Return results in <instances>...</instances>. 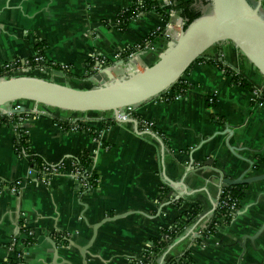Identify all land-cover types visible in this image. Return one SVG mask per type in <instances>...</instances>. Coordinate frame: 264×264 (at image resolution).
<instances>
[{"label":"crops","instance_id":"obj_1","mask_svg":"<svg viewBox=\"0 0 264 264\" xmlns=\"http://www.w3.org/2000/svg\"><path fill=\"white\" fill-rule=\"evenodd\" d=\"M132 7L133 0H0V66L26 67L41 44L46 63L71 68L72 77L56 75L53 81L89 89L97 85L90 80L93 69L107 66L120 77L124 71L114 57L128 54L163 25L158 12L148 11L121 30L119 17ZM141 55L150 66L159 54ZM206 56L217 58L221 67L206 61L194 65L185 76L191 88L182 97L156 98L132 110L137 122L154 123L152 133L164 147L139 124V133L131 123L106 126L110 114L65 112L32 102L23 105L37 113L23 122L0 114L5 185L0 264L11 259L14 239L24 264H134L189 209L202 207L199 230L209 224L225 177L264 175V101L234 84L227 72L242 71L263 89L264 79L231 43ZM55 119L84 122L87 130L66 129ZM21 129L32 154L63 168L50 185L28 176L33 166L16 149ZM85 154L86 170L77 163ZM86 173L97 177L91 187ZM17 181L23 184L13 192L9 186ZM108 218L114 219L103 222ZM220 222L217 234L200 242L189 237L194 232L189 229L166 257L180 262L188 253L189 264H264V179L247 185L240 208L229 223ZM100 223L93 238V226ZM26 227L34 238L23 247Z\"/></svg>","mask_w":264,"mask_h":264},{"label":"water","instance_id":"obj_2","mask_svg":"<svg viewBox=\"0 0 264 264\" xmlns=\"http://www.w3.org/2000/svg\"><path fill=\"white\" fill-rule=\"evenodd\" d=\"M210 1L208 13L183 29L178 39L169 41L158 55V60L143 71H127L117 77L113 74L114 66L101 68L99 73H94L90 78L97 85L89 89H77L37 76L0 80V114L6 116L17 113L18 111L11 109L14 103L32 102L65 112L110 114L104 119H114L122 124L131 123L139 133L135 119H122L126 112L169 91L181 79H185L192 66L222 43L234 45L264 79L262 1ZM121 65H125V62H121ZM54 73L64 76L57 70ZM21 111L30 110L24 107ZM148 134L164 147L155 133ZM263 179L264 175L249 178L242 176L237 179L225 177L222 188L249 185ZM113 219L108 218L103 222ZM100 225L101 223L93 226V238ZM81 253L84 255V251Z\"/></svg>","mask_w":264,"mask_h":264},{"label":"built area","instance_id":"obj_3","mask_svg":"<svg viewBox=\"0 0 264 264\" xmlns=\"http://www.w3.org/2000/svg\"><path fill=\"white\" fill-rule=\"evenodd\" d=\"M155 1H157L162 8H168L167 9L168 21L165 23L163 22L162 27L158 31L151 33L142 43L133 47L127 55H124V56L116 55L114 57L115 60L120 63L119 68H121L124 71V73L127 71H143L147 67V65H145V63L143 62L141 52L152 51L156 54H160V52L163 51V49L166 47L169 41L176 40L179 38V36L181 35L184 29L183 20L181 19L180 15L172 9V7L177 5V0H155ZM261 1L264 2V0H261ZM136 3H139L138 9H141L142 0H136ZM133 5H134V0H133ZM158 34H160V36L162 37L161 42L163 43V46L161 47H158L155 44H153V38L156 37ZM41 52H42L41 50H38L36 52L35 57L32 58L33 61H31L32 59H30L27 62L26 67L21 66L19 62L7 63L3 66H0V80L9 79L12 77H19V76H31L32 73L36 71L47 73L42 64H50L54 68L53 70H51L50 74L47 73L46 75L48 76L53 75L55 79H56V74L54 73V71L56 70L62 72L63 74L70 73L71 68L68 65H57L54 63L53 64L46 63L44 56L41 55ZM107 62L109 61L102 60V63H103L102 65H104V63H107ZM121 62H125V65H121ZM100 70L101 69L94 68L93 74L99 73ZM166 93H170V91H167ZM254 93H255V98L257 99V101L261 102L262 96L264 95V89L259 87L254 90ZM184 94H185L184 92L180 94H171L172 100L178 99L182 97V95ZM168 98L165 99V101L168 102ZM210 102L213 103V99H210ZM23 104L24 102L14 103L11 109L16 110L18 112L6 115V117L9 118V120H12L14 116H18L17 121L23 122L24 120H27L28 117L20 116L22 113H25L28 116L35 115V113H37V112H34L33 110L22 112L21 110L24 108ZM132 114H133L132 111H127L126 116L123 117L122 119L125 121L128 119H132L133 118ZM138 124L144 127L145 130L152 132V129L154 126L153 122L146 121V120H140L138 121ZM70 129L75 130V131L87 130L86 128H83L80 125H78L77 123H75ZM24 132L27 135V132L25 130ZM156 135L158 136V134ZM78 168L79 167L75 169L76 175L77 174L81 175V172L78 170ZM62 170L63 168L61 166L53 167V166L47 165L41 169L31 168V170H29L28 176L33 179L35 178L34 181H39L46 185H50L51 183L50 180L52 179V176H54V174L56 173L61 172ZM85 176H83V178L86 180H89L92 177L91 174L89 175L87 173ZM79 179L82 180L81 177H79ZM22 184H23L22 181H17L14 185L9 186V189L15 192L17 191L18 186H21ZM85 184H88V183H85ZM2 188H5V185L0 182V189ZM6 188H7V185H6ZM222 194H223V191H221V196ZM220 206L230 207V210H229L230 213L228 215L219 214L220 216L219 220L226 224L229 218H231L238 209L235 207V205H229L226 202L220 203V200H219V203L217 204L216 209L217 207H220ZM200 220H201V215L196 220H194L193 224L190 227H187L185 229L184 233L181 236L185 235V233L190 229L194 232L192 233L193 235L192 236L190 235L189 237L194 236V240H197L198 242L206 240V237L203 236V233L207 229L208 223L205 224V226L201 230H199L198 227H199ZM172 230L166 231V233H163L158 241L159 243L167 242L168 244L165 251L162 254H160L159 257H157L156 259L153 258L154 253L152 252V248H149L143 253V255L140 256V258L136 262H134V264H167L170 261L169 260L170 258L166 257L167 249L170 248L171 244L174 243L180 237L179 236L175 240H172L171 238ZM23 231H24V239L21 240V243H22L21 245L23 247H26L32 244V239L34 238V232L31 231L29 227H26V229ZM19 245L20 244L17 239H14L12 241V244L10 246L12 257L8 261V263L12 261L13 264H24L23 262L24 253H23V250L18 248Z\"/></svg>","mask_w":264,"mask_h":264},{"label":"trees","instance_id":"obj_4","mask_svg":"<svg viewBox=\"0 0 264 264\" xmlns=\"http://www.w3.org/2000/svg\"><path fill=\"white\" fill-rule=\"evenodd\" d=\"M210 5H211L210 0H177V5L172 7V9L180 15L181 19L183 20L185 24L184 25V30H185L192 22H194L201 16L205 15V10L210 9ZM141 6L142 8L138 9L139 3H136V0H134L133 7L130 8L127 12L123 13L119 17L118 22H119V27L121 28V30L123 31L126 30L129 23L133 19H135L139 14L148 12V11H156L160 14L164 23L168 21V15H167L168 8H162L157 1L142 0ZM161 39L162 37L160 36V34H158L156 37L153 38V44H155L158 47L163 46ZM40 45L41 44L36 46L37 51L40 50V47H41ZM129 52L130 51H128L127 53ZM42 53L43 52H41V55H43ZM31 61H33V59ZM204 61L212 65H216L220 67L222 65L221 62H219L217 58L209 57V56H205L201 58L197 62V64L202 63ZM42 65L48 74H50L51 70L54 69L50 64H42ZM227 74L231 77L232 82L236 85H239L243 88H247L253 91L259 88L253 81L248 79L244 75V73H242V71L241 73H234L231 70L230 72H227ZM67 76L72 77L70 73H67ZM190 88L191 86L186 82V80L181 79L177 84H175L169 90L170 93H165L158 98L165 101V99L169 97L168 98V102H169L172 100L171 94H180L182 92L185 93ZM261 100L264 101V95L262 96ZM20 116H26L28 118H31L34 115L28 116L25 113H22ZM13 120L17 121L18 116H14ZM54 121L66 129H70L75 124L74 122L69 121V120L55 119ZM104 123L106 126H109V125L117 124L118 122H116L114 119H107L104 121ZM77 124L83 128H86V124L84 122H77ZM27 142H28V136L25 134L24 129L19 130V139L16 142V149L24 153L29 158L30 163L33 166V168L41 169L44 166H47L46 162L39 155L32 154L29 151V149L27 148V144H28ZM77 163L86 170L90 166V159L88 155L85 154V155H82L77 160ZM96 179H97L96 176H92L89 180H87L89 182L90 187L93 186L94 183H96L95 182ZM246 189H247V185L229 186V187L223 188V194L220 198V203L226 202L229 205H235V207L239 209L240 204L245 196ZM176 206L177 207L180 206V203H177ZM229 210H230L229 206L217 207L216 211L213 214L211 222L208 224L207 229L203 233L204 237L208 238L210 236H215L217 234L219 230L218 228L221 224V222L219 221V218H220L219 214L228 215L230 213ZM202 211H203L202 207L195 206L189 209L187 212H185L184 215H182V217L180 218V221L177 223V225L173 227L172 235H171L172 240H175L176 238L181 236L184 233L185 229L187 227H190L193 224L194 220H196L202 214ZM230 219L231 218H229L227 223H229ZM167 245H168L167 242L159 243L158 241H156L155 245L152 247V252L154 253L153 258L156 259L157 257H159L160 254H162L165 251V249L167 248ZM189 259H190L189 254L187 253L184 255V257H182L180 262H177V260H170L167 264H189ZM7 264H13V263L12 261H10V263H7Z\"/></svg>","mask_w":264,"mask_h":264},{"label":"rangeland","instance_id":"obj_5","mask_svg":"<svg viewBox=\"0 0 264 264\" xmlns=\"http://www.w3.org/2000/svg\"><path fill=\"white\" fill-rule=\"evenodd\" d=\"M47 73H43V72H41V71H36V72H33L32 73V75L31 76H37V77H41V78H44V79H46V80H53V79H55V77H53V75L51 76H48V75H46ZM64 75H67V73H65ZM53 77V78H52ZM67 86H69V85H67ZM72 87V86H71ZM74 88V87H73ZM92 88V87H91ZM77 89H78V87H77ZM79 89H86V88H83V87H79Z\"/></svg>","mask_w":264,"mask_h":264},{"label":"flooded vegetation","instance_id":"obj_6","mask_svg":"<svg viewBox=\"0 0 264 264\" xmlns=\"http://www.w3.org/2000/svg\"><path fill=\"white\" fill-rule=\"evenodd\" d=\"M208 11H209V10H208V9H206V10H205V13H208Z\"/></svg>","mask_w":264,"mask_h":264}]
</instances>
